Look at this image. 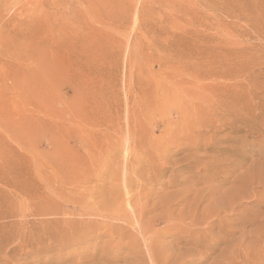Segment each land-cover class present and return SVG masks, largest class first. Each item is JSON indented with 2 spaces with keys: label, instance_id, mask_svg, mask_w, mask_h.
<instances>
[{
  "label": "rangeland",
  "instance_id": "1",
  "mask_svg": "<svg viewBox=\"0 0 264 264\" xmlns=\"http://www.w3.org/2000/svg\"><path fill=\"white\" fill-rule=\"evenodd\" d=\"M0 264H264V0H0Z\"/></svg>",
  "mask_w": 264,
  "mask_h": 264
},
{
  "label": "bare ground",
  "instance_id": "2",
  "mask_svg": "<svg viewBox=\"0 0 264 264\" xmlns=\"http://www.w3.org/2000/svg\"><path fill=\"white\" fill-rule=\"evenodd\" d=\"M207 95H208V94H207ZM179 108H180V107H179ZM179 108H178V109H179ZM178 109H177V110H178ZM216 112H217V111H216ZM182 113H183V112H182ZM195 123H197V122H195ZM201 123H202V121H201ZM163 140H164V139H163ZM167 145H168V144H167ZM159 153H160V152H159ZM124 180H125V179H124ZM124 182H125V181H124ZM209 182H210V181H209ZM118 187H119V186H118ZM238 188H240V187H238ZM136 189H137V188H136ZM212 189H213V191H214L215 188H212ZM216 190H217V187H216ZM234 190H235V189H234ZM194 191H195V190H194ZM211 191H212V190H211ZM213 191H212V193H213ZM218 191H219V190H218ZM230 191H231V190H230ZM198 193H199V192H198ZM210 193H211V192H210ZM215 193H216V192H215ZM219 193H220V192H219ZM234 193H235V192H234ZM241 193H242V191H241ZM208 194H209V193H208ZM217 194H218V193H216L215 195H217ZM236 194H237V193H236ZM238 194H239V195H238V198L241 199L240 193H238ZM210 195H211V194H210ZM222 196H223V195H222ZM115 197H116V196H115ZM204 197H206V196H204ZM204 197H203V198H204ZM207 197H208V196H207ZM207 197H206V198H207ZM126 198H127V197H126ZM170 198H171V197H170ZM236 198H237V197H236ZM161 199H163V198H161ZM218 199H219V198H218ZM231 199H232V198H231ZM240 199H238V200H240ZM201 200H202V198H201ZM232 200H233V199H232ZM232 200H231V201H232ZM205 201H206V200H205ZM219 201H220V200H219ZM219 201H217L218 204H219ZM166 202H167V201H166ZM166 202H165V204H163V203H162V204L166 206V204H167ZM220 202H221V201H220ZM224 202H225V201H224ZM224 202H222V203H224ZM235 202H236V201H235ZM202 203H203V202H202ZM214 203H216V201H215ZM233 203H234V202H233ZM233 203H232V204H233ZM162 204H160V206H161ZM163 205H162V208H163ZM216 205H217V204H216ZM220 205H221V204L217 205V206H218V207H217V206H215V204H214V206L216 207V208H215V207L213 206V207L216 209V211H215V209H213V210L215 211V213L217 212V210H219V211L221 210V208H219ZM221 206L223 207L224 204L221 205ZM153 207H154V206H153ZM153 207H152V208H153ZM211 207H212V206H211ZM213 207H212V208H213ZM154 208L156 209V206H155ZM217 208H219V209H217ZM228 208H229V207H228ZM155 209H154V210H155ZM195 209L198 210V208H195ZM209 210H210V211H207V212H205V213L210 212L211 214H208V216L211 215V217H212V215L215 214V213H214V211H213L211 208H210ZM211 210H212V212H211ZM222 210H223V209H222ZM224 210H225V209H224ZM224 210H223V211H224ZM231 210H232V209H231ZM147 211H148V210H147ZM149 211H150V210H149ZM195 211H196V210H195ZM223 211H222V212H223ZM225 211H226V210H225ZM227 211H228V210H227ZM227 211H226V212H227ZM228 212H229V211H228ZM173 213H174V212H173ZM193 213H194V210H193ZM212 213H213V214H212ZM220 213H221V212H220ZM216 214H217V213H216ZM208 216H207V214H206V217H205V218H207ZM190 217H191V216H190ZM193 217H194V216H193ZM209 217H210V216H209ZM209 217H208V220L211 219V218L209 219ZM217 217H220V215L217 214ZM213 218H216V217L213 216V217H212V220H213ZM217 219H218V218H217ZM222 219H223V218H222ZM225 219H226V217H225ZM225 219H224V220H225ZM208 220H205L206 222H205V221H204V222H205V223H209ZM201 221H202V220H201ZM213 221H214V220H213ZM210 222H211V221H210ZM199 224H200V223H199ZM211 225H213L212 222H211ZM214 225H216L215 222H214ZM205 227H208V225L206 226V224H205ZM219 228H220V227H219ZM85 229H86V228H84V230H85ZM208 229H209V228H208Z\"/></svg>",
  "mask_w": 264,
  "mask_h": 264
}]
</instances>
